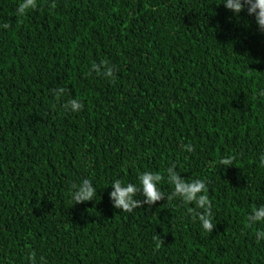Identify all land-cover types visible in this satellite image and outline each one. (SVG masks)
Masks as SVG:
<instances>
[{
	"label": "trees",
	"instance_id": "1",
	"mask_svg": "<svg viewBox=\"0 0 264 264\" xmlns=\"http://www.w3.org/2000/svg\"><path fill=\"white\" fill-rule=\"evenodd\" d=\"M20 2L0 0V264H31V252L38 264H264V223L246 226L264 204L255 16L224 0H39L17 18ZM103 60L114 82L92 69ZM71 98L82 111L63 110ZM172 164L208 181L212 233L179 198L114 207L113 181L139 187L145 171L171 193ZM84 179L95 199L73 204Z\"/></svg>",
	"mask_w": 264,
	"mask_h": 264
},
{
	"label": "clouds",
	"instance_id": "2",
	"mask_svg": "<svg viewBox=\"0 0 264 264\" xmlns=\"http://www.w3.org/2000/svg\"><path fill=\"white\" fill-rule=\"evenodd\" d=\"M227 9L231 10L235 15L247 10L249 15H254L258 28L264 32V0H224L223 3ZM39 0H21L16 8L17 18H22L31 10H36L39 7ZM50 7L54 9L56 4L53 2ZM0 27L7 28L8 24L0 25ZM92 69L98 74L112 80L116 79L118 69L114 65H109L107 60H103L100 64H93ZM64 87L53 90V94L59 101L66 93ZM264 95V92L261 93ZM55 107V105H53ZM62 108L65 112H80L84 108V104L78 98H71L63 103ZM184 150L193 152L194 147L191 143L183 145ZM235 160L234 155H229L221 158L219 164L227 167L233 165ZM260 162L264 165V155L260 157ZM167 182L173 185V191L166 194L159 187L164 180V176L160 172L145 171L139 174V184L136 186L129 182L125 184L122 180L116 179L111 184L114 189L111 193V199L114 201V207L122 210V212L132 213L138 208H142L145 204L151 207L159 201L166 200L171 202L179 198L185 205H195V208L189 207L188 212L192 214L194 220H199L202 229L205 232L212 233L216 228L213 224L212 200L208 192V181L206 179L197 178L190 182L185 180L179 172L176 171V165L172 164L166 169ZM96 188L89 179H84L79 184H71L69 188V195L73 204L84 203L92 201L96 196ZM138 195H142L144 199H137ZM199 209L200 211H197ZM257 223H264V204L260 206L253 205L252 212L246 217V226L252 227ZM257 242L264 239V229H257L255 231ZM157 241V249L161 246L163 241L159 237H154ZM31 264H38L35 252L29 254ZM39 264H47L44 257H40Z\"/></svg>",
	"mask_w": 264,
	"mask_h": 264
}]
</instances>
